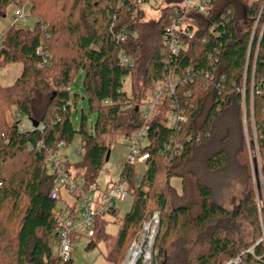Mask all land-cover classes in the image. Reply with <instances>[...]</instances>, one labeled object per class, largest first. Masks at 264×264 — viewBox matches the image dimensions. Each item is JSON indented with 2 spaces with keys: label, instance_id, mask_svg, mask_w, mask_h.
I'll return each mask as SVG.
<instances>
[{
  "label": "trees",
  "instance_id": "trees-1",
  "mask_svg": "<svg viewBox=\"0 0 264 264\" xmlns=\"http://www.w3.org/2000/svg\"><path fill=\"white\" fill-rule=\"evenodd\" d=\"M161 1L164 7L155 20H147L134 0H0V16L28 2L34 19L31 29L14 25L0 34V67L22 65L14 84L0 86V264H63L51 247L57 202L49 198L54 176L48 156L59 143L68 147L78 136L81 161L75 168L82 170L84 189L90 190L115 140L135 131L136 105L169 71L183 79L189 70L192 83L175 84L173 95L152 113L143 173L125 163L119 171L132 205L106 259L122 264L128 245L154 213L159 214L154 264H224L259 239L250 174L245 176L247 198L234 216L213 202L207 180L226 171L232 157L249 173L245 117L264 182V0L249 6L213 0L208 17L192 15L199 30L168 67L161 37L182 0ZM212 24H218L216 34L209 32ZM122 30L134 35L118 41ZM120 53L132 59V67L120 66ZM79 73L96 119L88 128L81 111L74 129L70 115L80 94L69 87ZM126 80L130 94L123 90ZM11 109L39 126L23 130L9 124ZM173 111L185 122L168 124ZM173 178L179 179L180 192L170 185ZM115 213V207L108 211ZM235 222L244 226L234 233ZM94 231L101 234L98 219ZM253 253L236 264H262L256 258L261 247Z\"/></svg>",
  "mask_w": 264,
  "mask_h": 264
},
{
  "label": "built area",
  "instance_id": "built-area-1",
  "mask_svg": "<svg viewBox=\"0 0 264 264\" xmlns=\"http://www.w3.org/2000/svg\"><path fill=\"white\" fill-rule=\"evenodd\" d=\"M148 0H134L137 5L145 4ZM213 0H182L178 8H175L171 16L170 25L165 28L161 37V44L164 46V59L163 64L169 66L172 58H175L180 53L185 52L188 48V40H191L198 32L194 23L195 18L192 15H201L208 17L210 15V6ZM23 17V11H17L13 20H19ZM218 24L210 26V33H217ZM131 31L122 30L117 34L118 41H124L128 33ZM134 35V32H131ZM120 66L129 68L133 66V61L125 54H119ZM191 72L186 70L183 79H180L174 71L169 73L158 82L153 83V95L150 100H146L143 105L137 106L134 109L137 119L134 121L133 126L135 131L132 136L124 138L129 144L128 154L126 156L125 164L128 166H144L145 161L148 159V154L144 152L147 143V126L149 119L152 117V111L163 102V98H169L175 91V84L177 83H192ZM124 90V89H123ZM175 107V106H174ZM175 122L184 123L185 118L181 113L176 111L170 114L168 124L174 125ZM254 144V196L256 203V210L258 213V223L260 224L259 239L247 251L241 252L235 259L225 262L224 264H236L240 258L245 254L254 256L253 248L256 246L261 247V256L256 257L264 264V182L261 176V167L259 163V156L257 153L256 141L253 139ZM64 143L61 142L57 145L58 151L50 154L46 160L49 172L54 176V184L49 192V198L57 202V207L54 209L53 214L55 218V243L57 248V257L61 263L65 264L70 260L71 244L80 238L91 240L95 236L94 226L96 220L100 217L107 215L108 211L113 209L116 204L124 202L128 197L129 187L127 182L122 181L120 175L111 184L106 186V190L101 192L100 188L95 184L90 190H86L83 179H74L69 175V169L66 163L54 161L55 155L62 150ZM180 148V147H179ZM78 152V150H77ZM178 150L172 152L177 153ZM66 189L72 197V205L69 206L61 201V190ZM94 188V189H93ZM95 192L90 197L89 192ZM76 195V196H75ZM158 216L154 213L153 217L149 220L147 225L143 226V233L132 242L131 248L126 256V261L129 255L134 252V259L131 264H154L153 262V240L157 231ZM125 261V262H126ZM124 262V264H125Z\"/></svg>",
  "mask_w": 264,
  "mask_h": 264
},
{
  "label": "rangeland",
  "instance_id": "rangeland-1",
  "mask_svg": "<svg viewBox=\"0 0 264 264\" xmlns=\"http://www.w3.org/2000/svg\"><path fill=\"white\" fill-rule=\"evenodd\" d=\"M254 0H240L241 5L249 6ZM144 9V14L146 16L147 20H155L157 17V13L160 8L164 7V4L161 0H148L147 3L141 4ZM139 5V6H141ZM30 4L27 3H21L20 5H13L10 6L6 12L5 16H0V22H2L4 25L8 26H17L21 27L22 29L28 30L31 29L34 24V19L31 17L29 13ZM23 11V17L19 20L14 21L15 13L17 11ZM256 24V22H255ZM255 26V25H254ZM255 28V27H254ZM22 71V65L17 63L16 64H9L4 67H0V86H11L16 81L17 77L20 75ZM83 75L80 73L75 76L73 79L72 84L69 87V90L73 94L74 92H78L80 94V99L76 103L77 106L75 109L71 111V121L73 128H77L78 125V116L80 112L82 111L87 118V126H92L96 117L93 113L89 110V105L86 101L85 95L82 92L81 87V81H82ZM152 87V85H151ZM124 90L127 92V94H130V87H129V80H126L123 84ZM154 87H152V90H149L146 94V97L144 100H142V103H140L137 106L143 105L146 100H150L151 95H153ZM151 94V95H150ZM162 103H159V106L154 109L153 112L156 111L159 107H162ZM135 107V108H136ZM132 108L131 106L124 107V111H128ZM134 108V105H133ZM151 113V114H152ZM7 121L11 125H18L20 129L23 130H29L31 129V124L28 120H26L25 117H23L18 111L15 109H11L7 111L6 113ZM243 125H244V137L246 139V153H247V161H248V171L244 172L241 168H239L238 165H236V162L234 161L233 157L230 159V165L228 169L224 172H218V174H212L207 180V183L212 189V197L213 202L217 204L219 207L221 206L226 211H228L232 216L236 213V208L238 205L244 201L247 196V183L245 182V176H248L250 174V179L253 182L254 181V144L253 139L248 135V126L245 122V117L243 119ZM123 136L118 137L115 140V143L112 144V147L110 148V154L108 157V161L103 166L102 170H100L97 174V177L95 179V184L100 188L101 192H104L106 190V186L111 185L119 176V171L122 167V165L126 162V156L128 154V148L129 144L124 141ZM79 139L78 136H75L72 143L66 147L62 148L54 157V161L59 163H66L69 165V175L72 176L74 179H80L82 175V170L79 168H75L76 163L81 161V154L78 153L77 150L80 149ZM136 172L138 174L143 173V167L137 166ZM78 175V176H77ZM77 176V177H76ZM84 182V180H83ZM250 182V180H249ZM251 186L252 183L250 182ZM85 185V184H84ZM170 185H172L177 192H180L181 185L179 179L173 178L170 181ZM95 186V185H93ZM254 187V182H253ZM94 189V188H93ZM95 194V192H89L88 196L92 197ZM76 196V195H75ZM61 201L65 202L69 206H71L72 203V197L68 193L66 189L61 190ZM132 205V201L129 197H127L124 202L120 204L115 205L116 213L115 215H110L107 213V215L98 218V221L101 223V234L98 236H94L93 239L88 240L84 238H80L77 241H74L71 244V253H70V260H72V264H111L106 259V256L113 246V242L117 238L118 229L121 226L122 220L125 216V214L130 210ZM154 215V214H153ZM152 215V217H153ZM151 217V218H152ZM150 218V219H151ZM159 218V217H158ZM149 219V220H150ZM149 222V221H148ZM144 223L147 225V223ZM143 226L142 230L138 233V237L143 233ZM242 223L239 224L235 222V224H232L230 227V231L236 232L241 231L243 229ZM136 236V237H137ZM135 240V239H134ZM133 240V241H134ZM132 241V242H133ZM131 242L130 246L128 245V250L124 256L123 263L126 261V256L131 248V245L133 244ZM52 251L55 254L57 251V246L55 241L53 240L51 243ZM125 264H129V262H126Z\"/></svg>",
  "mask_w": 264,
  "mask_h": 264
},
{
  "label": "water",
  "instance_id": "water-1",
  "mask_svg": "<svg viewBox=\"0 0 264 264\" xmlns=\"http://www.w3.org/2000/svg\"><path fill=\"white\" fill-rule=\"evenodd\" d=\"M29 122H30V124H31V127H33V128H37V127L39 126V122H38V121L30 120ZM109 154H110V151H108V152L106 153V156H105L106 162L109 160V159H108ZM156 214H157V213H156ZM157 216L159 217V214H157Z\"/></svg>",
  "mask_w": 264,
  "mask_h": 264
},
{
  "label": "bare ground",
  "instance_id": "bare-ground-1",
  "mask_svg": "<svg viewBox=\"0 0 264 264\" xmlns=\"http://www.w3.org/2000/svg\"><path fill=\"white\" fill-rule=\"evenodd\" d=\"M128 258H129V259H128L126 262H129V264H131L132 261H133V259H134V252H132V253L129 255ZM126 262H125V263H126Z\"/></svg>",
  "mask_w": 264,
  "mask_h": 264
},
{
  "label": "crops",
  "instance_id": "crops-1",
  "mask_svg": "<svg viewBox=\"0 0 264 264\" xmlns=\"http://www.w3.org/2000/svg\"><path fill=\"white\" fill-rule=\"evenodd\" d=\"M6 27L7 25H4L2 22H0V34Z\"/></svg>",
  "mask_w": 264,
  "mask_h": 264
}]
</instances>
